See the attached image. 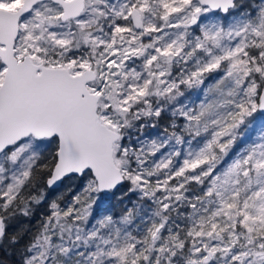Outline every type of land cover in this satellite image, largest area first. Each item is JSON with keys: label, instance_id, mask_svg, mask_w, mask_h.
<instances>
[{"label": "snow or ice", "instance_id": "obj_1", "mask_svg": "<svg viewBox=\"0 0 264 264\" xmlns=\"http://www.w3.org/2000/svg\"><path fill=\"white\" fill-rule=\"evenodd\" d=\"M0 264H264V0H0Z\"/></svg>", "mask_w": 264, "mask_h": 264}]
</instances>
